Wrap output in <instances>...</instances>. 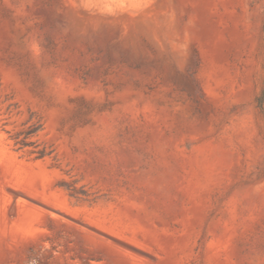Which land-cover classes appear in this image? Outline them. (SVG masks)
I'll list each match as a JSON object with an SVG mask.
<instances>
[{"label":"rangeland","instance_id":"374dc122","mask_svg":"<svg viewBox=\"0 0 264 264\" xmlns=\"http://www.w3.org/2000/svg\"><path fill=\"white\" fill-rule=\"evenodd\" d=\"M263 94L264 0H0V264H264Z\"/></svg>","mask_w":264,"mask_h":264},{"label":"trees","instance_id":"16d2710c","mask_svg":"<svg viewBox=\"0 0 264 264\" xmlns=\"http://www.w3.org/2000/svg\"><path fill=\"white\" fill-rule=\"evenodd\" d=\"M193 74L195 75L196 71H194ZM263 99L264 94L259 100L261 111H264ZM42 130L43 125L40 121L33 123L29 121L24 125L22 130L11 134L10 139L13 141L16 151L25 152L29 156H33L34 160H42L49 157H53L54 160H56V156H54L55 151L51 147L42 145L38 140H34L39 136ZM61 187L69 193L71 198H74L77 201H88L89 195L85 192V190L78 188L76 183L63 182Z\"/></svg>","mask_w":264,"mask_h":264}]
</instances>
